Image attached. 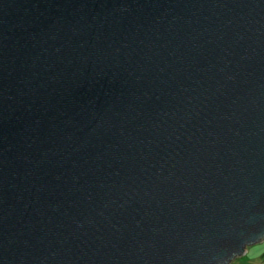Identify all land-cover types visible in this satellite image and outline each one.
<instances>
[{"label":"water","instance_id":"95a60500","mask_svg":"<svg viewBox=\"0 0 264 264\" xmlns=\"http://www.w3.org/2000/svg\"><path fill=\"white\" fill-rule=\"evenodd\" d=\"M261 241L264 0H0V264Z\"/></svg>","mask_w":264,"mask_h":264},{"label":"rangeland","instance_id":"374dc122","mask_svg":"<svg viewBox=\"0 0 264 264\" xmlns=\"http://www.w3.org/2000/svg\"><path fill=\"white\" fill-rule=\"evenodd\" d=\"M262 247H264V241L248 246L247 250L248 252L250 251L251 253L249 255L248 253H245L241 256H238L237 258L233 259L230 264H255L256 259L254 258L256 256H259V252H260V249H262Z\"/></svg>","mask_w":264,"mask_h":264},{"label":"crops","instance_id":"0c3cea01","mask_svg":"<svg viewBox=\"0 0 264 264\" xmlns=\"http://www.w3.org/2000/svg\"><path fill=\"white\" fill-rule=\"evenodd\" d=\"M262 242V241H261ZM260 243V242H259ZM257 244V243H256ZM245 253H248V255L251 253L250 251L248 252V250H246V252ZM253 256H254V254H253ZM258 257V258H257ZM254 259H256V263L255 264H259V263H261V262H263L264 261V247H262V249H260V252H259V256H256Z\"/></svg>","mask_w":264,"mask_h":264},{"label":"built area","instance_id":"2783aa9c","mask_svg":"<svg viewBox=\"0 0 264 264\" xmlns=\"http://www.w3.org/2000/svg\"><path fill=\"white\" fill-rule=\"evenodd\" d=\"M259 264H264V262H261V263H259Z\"/></svg>","mask_w":264,"mask_h":264},{"label":"trees","instance_id":"16d2710c","mask_svg":"<svg viewBox=\"0 0 264 264\" xmlns=\"http://www.w3.org/2000/svg\"><path fill=\"white\" fill-rule=\"evenodd\" d=\"M264 262V261H263Z\"/></svg>","mask_w":264,"mask_h":264}]
</instances>
